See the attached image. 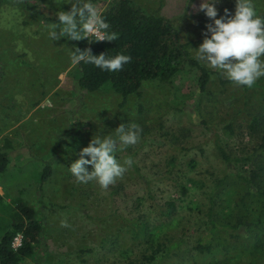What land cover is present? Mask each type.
I'll return each instance as SVG.
<instances>
[{
    "label": "rangeland",
    "instance_id": "374dc122",
    "mask_svg": "<svg viewBox=\"0 0 264 264\" xmlns=\"http://www.w3.org/2000/svg\"><path fill=\"white\" fill-rule=\"evenodd\" d=\"M24 1L0 3V146L9 157L0 173V236L22 200L44 225L35 254L22 264H201L191 258L195 249L182 260L165 258L160 243L184 238L193 247L209 232L210 205L221 210L238 203L244 188L233 179L215 203L209 193L232 170L220 147L245 176L260 164L248 157L260 141L248 123L264 109V78L252 88L221 83L218 71L200 62L215 73L206 91L199 88L198 71L186 69L171 86L144 82L141 96L131 95L122 105L113 90L81 87L71 73V40L48 37L46 25L58 22L56 13L71 5L28 0L38 10L32 12ZM109 1L94 3L102 10ZM134 1L171 19L195 59L194 49L213 23L199 11L202 0H191L190 6V0ZM254 2L264 15V0ZM216 7L217 18L225 9L234 14L235 0H220ZM121 123L143 129L136 145L117 154L121 161L131 157L132 166L107 189L78 182L68 167L81 149ZM47 166L52 173L43 180ZM168 201L177 207L169 218L161 213ZM137 222L150 225L153 245L144 234L136 238ZM256 237L264 239V232ZM219 241L220 252L209 256L208 264H264V248L252 252L229 237Z\"/></svg>",
    "mask_w": 264,
    "mask_h": 264
},
{
    "label": "trees",
    "instance_id": "16d2710c",
    "mask_svg": "<svg viewBox=\"0 0 264 264\" xmlns=\"http://www.w3.org/2000/svg\"><path fill=\"white\" fill-rule=\"evenodd\" d=\"M24 2L32 12L38 11L28 0ZM101 11L110 23L111 31L116 32L119 38L112 42L94 41V38L71 40L72 51L78 47L81 50L91 49L94 55L107 53L109 56L122 52L129 55L131 60L118 72L102 71L86 63L74 66L71 73L81 87L89 92L113 90L122 96L123 105L129 96H141V87L146 81L158 80L171 86L183 71L196 69L199 73V88L206 91L211 76L215 73L191 56L171 19L147 12L134 0H110ZM216 74L220 77L221 83L230 82L221 78L218 72ZM248 128L251 133L260 137L258 145L248 155L249 159H256V162L260 163L258 168L249 176L243 175L236 170L235 159L220 147V154L225 162L232 166V170L227 171L223 179H218L209 193L210 200L215 203L214 198L224 193L226 184L233 179L244 188L238 203L236 206L228 204L225 206L227 209L221 210L210 205L208 234L199 238L193 247H190L184 238L165 240L160 243V248L162 244L166 247L165 258L173 261L182 260L195 249L196 252L191 258L195 261L200 259L201 264H208L209 256H215L220 252L221 236L245 244L252 252L264 248V239H256V236L264 232V185L261 184L264 182V109L251 114ZM4 149V146H0V173H4L9 164L8 152ZM51 173V167L47 166L42 179L47 180ZM182 191L186 193L184 186ZM229 199L233 198L230 196ZM17 204L15 215L9 218L7 227L0 236V264H22L24 259L31 258L44 233V225L38 218L35 208L22 200H18ZM176 211V204L168 201L161 213L169 218ZM149 226L145 222H137L134 233L136 238L144 234L146 241L153 245L155 234L150 231ZM18 235H21V244L15 248L14 241ZM252 246L254 249H251ZM156 253L151 255L152 258L156 257Z\"/></svg>",
    "mask_w": 264,
    "mask_h": 264
},
{
    "label": "clouds",
    "instance_id": "9594fccd",
    "mask_svg": "<svg viewBox=\"0 0 264 264\" xmlns=\"http://www.w3.org/2000/svg\"><path fill=\"white\" fill-rule=\"evenodd\" d=\"M57 5L70 4L68 11L56 13L58 22L46 25L48 37L59 41H79L94 38V41H116L119 36L111 31V25L94 0H55ZM220 0H202L199 11L204 12L213 23L206 25L203 42L195 50V59L204 66L216 70L222 77L236 84L252 88L264 78V15L258 14L254 0H235V13L228 9L218 17L216 5ZM191 5V0L189 6ZM72 66L92 64L102 71H121L131 57L124 53L109 56L107 53L94 55L91 49L75 47L69 52ZM143 129L136 123H121L107 135H94L88 146L83 147L68 167L72 176L87 184L95 182L101 189L121 179L133 164L131 157L121 161L118 153L136 145ZM90 157V159H89ZM92 166L90 171L87 167Z\"/></svg>",
    "mask_w": 264,
    "mask_h": 264
},
{
    "label": "built area",
    "instance_id": "2783aa9c",
    "mask_svg": "<svg viewBox=\"0 0 264 264\" xmlns=\"http://www.w3.org/2000/svg\"><path fill=\"white\" fill-rule=\"evenodd\" d=\"M89 39H92V37H89ZM21 244V235H18L16 238H15V241H14V246L15 248H17L18 246H20Z\"/></svg>",
    "mask_w": 264,
    "mask_h": 264
}]
</instances>
